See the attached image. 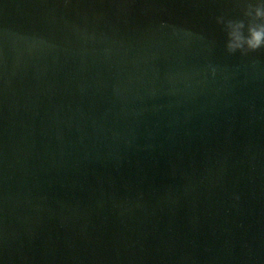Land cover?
I'll return each mask as SVG.
<instances>
[{
	"label": "water",
	"instance_id": "water-1",
	"mask_svg": "<svg viewBox=\"0 0 264 264\" xmlns=\"http://www.w3.org/2000/svg\"><path fill=\"white\" fill-rule=\"evenodd\" d=\"M246 3L0 0V264H264Z\"/></svg>",
	"mask_w": 264,
	"mask_h": 264
},
{
	"label": "clouds",
	"instance_id": "clouds-1",
	"mask_svg": "<svg viewBox=\"0 0 264 264\" xmlns=\"http://www.w3.org/2000/svg\"><path fill=\"white\" fill-rule=\"evenodd\" d=\"M226 34L225 49L229 54L239 52L242 56L264 49V0L246 3L242 19L217 17ZM239 199V197H236Z\"/></svg>",
	"mask_w": 264,
	"mask_h": 264
}]
</instances>
